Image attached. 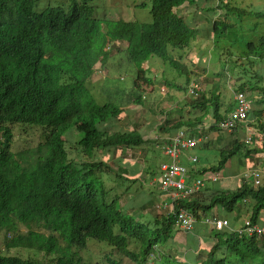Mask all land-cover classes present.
Segmentation results:
<instances>
[{"label": "trees", "instance_id": "1", "mask_svg": "<svg viewBox=\"0 0 264 264\" xmlns=\"http://www.w3.org/2000/svg\"><path fill=\"white\" fill-rule=\"evenodd\" d=\"M39 1L0 0V232L5 233L7 248L38 254L25 259L0 253V264H87L76 249H85L90 241L104 243L119 255H106L105 264H121L122 258L147 264L151 257L154 264H264V233L246 235L230 228L214 231L202 242L193 241L202 244L200 249H205V255L199 252L187 261L179 255L181 249L172 253L168 246L174 239L173 216L157 211L151 199L124 211L118 189L122 186L121 190L127 192L130 186L109 185L115 179L103 161L94 158V154L109 147L123 155L126 150L156 143L144 139L136 130L110 132V117L117 118L123 109L110 102L98 105L88 91L95 64L106 62L107 44L127 43L128 58L138 66L137 82L151 85L141 67L150 56L185 73L188 82L190 76L184 63L171 51L186 49L197 40L200 27L188 25L181 9L195 7L198 0H150V24L137 20L102 21L94 16V6L87 0H68L67 7L45 5L36 10L34 6ZM221 3L222 16L208 21L216 43L233 28V17L264 20V11L251 3ZM205 10L216 12L217 7ZM242 44L245 50L241 54L224 47L219 61L236 74V91L262 104L260 109L248 111L247 119L251 114L254 119L247 124L264 133V84L262 77L255 74L257 64L264 63V34L257 41ZM137 82L134 89H139ZM179 88L185 90L183 85ZM220 97L219 93L207 97L202 92L191 99L188 104L201 110L194 119H170L168 112L162 111L166 116L159 130L170 133L179 128H196L211 115L208 132L221 131L219 122L233 109V103L222 112ZM132 100L140 105L141 93H135ZM15 124L42 129V140L35 149H12ZM100 126L105 127L104 136L99 135ZM244 128L243 124L234 127L231 139L219 149L221 158L217 164L197 174L219 172L236 154L264 152V144L251 149L245 146L239 135ZM69 131L77 133L73 141L63 137ZM105 174L111 179L108 182ZM248 180L243 178L235 190H211L208 185L204 192L180 200L177 205L199 219L217 206L232 213L238 202L250 203L248 220L256 226L264 210V183L254 188Z\"/></svg>", "mask_w": 264, "mask_h": 264}, {"label": "rangeland", "instance_id": "2", "mask_svg": "<svg viewBox=\"0 0 264 264\" xmlns=\"http://www.w3.org/2000/svg\"><path fill=\"white\" fill-rule=\"evenodd\" d=\"M81 1V0H78ZM89 4L94 6V16L102 21L105 20H124V21H140L146 24L152 22L150 13V0H87ZM242 2V3H241ZM68 0H40L34 9L40 10L45 5H64L67 7ZM240 5L253 4L255 8L264 11V0H237ZM221 0H198L195 9L184 19L188 25L200 26V33L197 40L183 50L176 49L171 51L174 58L179 62L184 63L186 72L190 76L187 82L185 73H179L176 68L167 62H163L156 56H150L142 62L141 67L145 69L146 78L151 80V85L145 84L139 80V89L136 85V70L138 66L130 61L126 52L127 43L109 42L105 48L107 51L106 62L104 64L98 62L94 66L92 77L89 79L88 91L93 96L98 105H103L110 102L118 105L123 109L117 118H111L108 129L114 131H139L146 140L153 139L156 143L151 146H140L135 150H126L125 154H121L119 150L107 148L102 152L94 154V158L101 159L108 170V173L115 179L114 182L107 174L105 179L109 185L116 186L119 183L129 185L128 191L118 190L122 192L120 196V204L125 211L127 208L138 207L144 204L149 199L152 200L154 208L159 210L156 205L162 199V195L157 185L158 181V166L161 160H165L164 154L160 152L159 146L163 145L164 138L169 134L159 130L162 120L166 116L162 111L168 112L167 117L175 119L182 116L184 119H194L200 115L201 110L198 107L189 105V101L194 97L187 94L188 87L192 82L199 86L197 96L204 92L208 97L212 93L220 94L222 103L220 110L223 112L226 105L233 103V94L236 91L238 83L237 76L233 71H230L227 64L219 61V53L223 52L224 47L231 48L234 53L241 54L245 50L243 41H257L259 36L264 34V20L253 17H233V28L227 36L216 43L215 35L211 31V19H218L222 16L223 11L220 9ZM238 5V6H240ZM217 7L216 12L205 10ZM183 12V8L181 9ZM241 44V45H240ZM246 61V60H245ZM248 66V64H246ZM244 71V69H243ZM255 74L262 77L261 84H264V63L260 62L255 67ZM251 76L252 73L248 72ZM137 82V83H138ZM173 84L170 86L166 83ZM175 83V84H174ZM182 85L185 87L183 90ZM141 93L142 103L136 104L132 100L135 93ZM196 96V97H197ZM258 99V96H255ZM248 99V98H247ZM260 99V98H259ZM249 110L260 109L261 103L253 102V99H248ZM254 116L251 114L247 121L252 122ZM211 122V115L203 121ZM258 129L257 127L253 126ZM100 136H104L105 127L100 126ZM210 132V131H209ZM208 129L206 130L207 140L204 147L194 148L189 151L190 154H195L198 161L192 165L200 169H205L208 165H216L220 160V148L225 147L226 142L231 139L230 131H211L209 137ZM215 132V133H213ZM12 133L14 135L12 141V149L14 151H24L27 149L33 150L40 141L41 128L13 125ZM216 133H220L218 139L215 140ZM262 133V132H261ZM264 134V133H263ZM63 136L65 139L73 141L77 137L75 131L66 132ZM213 135V136H212ZM242 139L243 132H240ZM206 146V147H205ZM260 143H255L249 148L259 147ZM210 147V148H207ZM142 149V150H141ZM242 154V153H241ZM241 154H236L230 159L228 166H224L219 172L222 180L219 183L210 184L211 190H235L243 180L244 170L252 168H264V152L252 153L253 158L248 161L244 160ZM155 159V160H154ZM106 170V172H107ZM154 172H156L154 174ZM211 173H216L210 171ZM227 174H231L234 179L230 180ZM116 175H121L127 178V182L121 180ZM242 178V179H241ZM132 181V182H131ZM249 181V180H248ZM240 207V208H239ZM217 211L220 217H226L231 221L232 226L244 225V222L249 218L250 203L238 202V207L228 213L221 207L217 206ZM200 221V220H199ZM198 221V222H199ZM196 224L193 233L187 234L179 231L174 235V239L169 242L172 248V253L181 249L180 256H184L185 260L190 261L199 252L205 255V249L201 250L202 244H195L203 241V238L210 235L211 231L198 229ZM259 226L264 227V210L259 216ZM242 225V226H243ZM241 226V227H242ZM20 230L25 232V228L20 226ZM117 229L115 230V233ZM132 247V246H131ZM33 250L23 248H7L5 246V233L0 232V253L9 255H18L22 258H35L38 254H34ZM82 261L87 264H105V256H114L119 258L108 245L97 241H90L85 249L77 250ZM195 251V252H192ZM162 253V252H159ZM184 253V254H183ZM154 260H148L147 264H154ZM121 264H135L126 258H122Z\"/></svg>", "mask_w": 264, "mask_h": 264}, {"label": "built area", "instance_id": "3", "mask_svg": "<svg viewBox=\"0 0 264 264\" xmlns=\"http://www.w3.org/2000/svg\"><path fill=\"white\" fill-rule=\"evenodd\" d=\"M199 86L192 82L187 94L196 97ZM234 106L226 117L219 122V127L225 131H231L238 124L245 125L242 141L245 146H252L255 141L264 144V134L258 129L247 124V113L249 110V101L242 91H235L233 94ZM207 135L199 127L179 128L172 130L165 138L163 145L159 146L160 152L164 154L165 160H162L158 167V187L163 198L156 207L159 212L165 216L172 215L175 221L177 231L192 232L197 224V219L193 213L177 205L180 200L201 192L208 183H219L222 180L220 172L211 173L209 170L196 175L190 179V172L183 161L193 164L198 161L195 154L189 151L194 148L204 147ZM244 178L251 180L252 186L257 188L264 182V168H254L243 175ZM232 179V176L229 177ZM204 224L210 225L214 231H221L229 226L228 220L219 218L216 215H202ZM252 226L249 220L244 222L240 232L251 235L253 233L263 234V228Z\"/></svg>", "mask_w": 264, "mask_h": 264}, {"label": "crops", "instance_id": "4", "mask_svg": "<svg viewBox=\"0 0 264 264\" xmlns=\"http://www.w3.org/2000/svg\"><path fill=\"white\" fill-rule=\"evenodd\" d=\"M192 8H195V7H192ZM191 8V6L190 7H185V8H183V12L184 13H181V15L184 17V16H186V14H189V12H191V11H193V10H195V9H192ZM189 16H186V18H188ZM198 27H200V26H198ZM208 122L209 121H207V120H205V121H203V125H200V126H197V127H199V129L202 131V132H204V131H206L207 130V126L209 125L208 124ZM206 133V132H205ZM213 133H215V132H213ZM220 135V133H216V135H215V140H217L218 139V136ZM240 135V134H239ZM213 136V135H212ZM209 137H211V135H210V133H209ZM212 138V137H211ZM228 142V141H227ZM226 142V143H227ZM206 147V146H205ZM207 148H210V147H207ZM219 150V149H218ZM244 160H246V161H248L249 162V160L250 159H252L253 158V154L252 153H250L248 156H244V155H242L241 156ZM183 163H184V165L188 168V170H189V172H190V175H191V179H193V176H194V174H196V175H199V174H197V171H199V170H202V169H200V168H197L196 166H194V165H192V164H190V163H188L187 161H183ZM229 163H230V160L225 164V166H228L229 165ZM210 166H212V165H208V166H206L205 167V169L207 168H209ZM204 169V168H203ZM252 169H254V168H252ZM260 169H263V168H260ZM248 170H250V169H248ZM247 173L248 171L247 170H244L242 173ZM244 173V174H245ZM243 174V175H244ZM230 176H232L231 174H227V177H228V179H229V177ZM232 179H234V177L232 176ZM231 179V180H232ZM242 179V178H241ZM229 181H230V179H229ZM264 183V182H263ZM210 184H212V183H209V184H207L206 186H210ZM206 188V187H205ZM204 188V189H205ZM204 192V191H203ZM207 193V192H206ZM245 203V202H244ZM210 214H213V215H216L217 217H219V218H223V219H227L228 220V223H229V226L227 227L228 229L230 228L231 230H238L239 228H241V226L242 225H240V226H232L231 225V221L228 219V218H226V217H220L219 216V214H218V211H217V208L215 207V208H213L212 210H211V212H209V213H207L206 215H210ZM203 224L202 225V227L201 226H197V228L198 229H206V230H208V231H214L213 229H212V227L210 226V225H206V224H204V223H202L201 221L200 222H198V224ZM258 225H259V222H258ZM257 228H261V227H257ZM203 241H204V239H203Z\"/></svg>", "mask_w": 264, "mask_h": 264}, {"label": "clouds", "instance_id": "5", "mask_svg": "<svg viewBox=\"0 0 264 264\" xmlns=\"http://www.w3.org/2000/svg\"><path fill=\"white\" fill-rule=\"evenodd\" d=\"M88 82H89V80H88ZM15 125L24 126V125H22V124H15ZM25 126H30V125H25ZM30 127H33V126H30ZM36 127H37V126H36ZM41 131H42V129H41ZM203 133H204V132H203ZM64 134H65V133H64ZM204 134H205V133H204ZM64 136H65V135H64ZM40 140H42L41 135H40ZM161 161H162V160H161ZM159 164H160V163H159ZM158 167H159V166H158ZM190 177H191V176H190ZM190 179H191V178H190ZM208 184H209V183H208ZM157 185H158V183H157ZM206 185H207V184H206ZM202 191H203V190H202ZM199 193H200V192H199ZM162 198H163V197H162ZM157 211H159V210H157ZM202 215H206V214H203V213H202L199 219L196 218V219H197V222H198L199 220H200V221L202 220ZM208 216H209V215H208ZM200 221H199V222H200ZM201 222H202V221H201ZM174 223H175V221H174ZM202 223H203V222H202ZM256 226H259V225L257 224ZM259 227H260V226H259ZM241 228H242V227H241ZM261 228H262V227H261ZM263 228H264V227H263ZM181 232H183V231H181ZM213 232H214V231H211L210 234L212 235ZM176 233H179V231H177V230L175 229V224H174V235H175ZM184 233L191 234V233H193V231H192V232H189V233H188V232H184Z\"/></svg>", "mask_w": 264, "mask_h": 264}]
</instances>
